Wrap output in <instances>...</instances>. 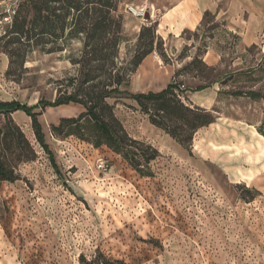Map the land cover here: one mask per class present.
<instances>
[{"label":"rangeland","instance_id":"374dc122","mask_svg":"<svg viewBox=\"0 0 264 264\" xmlns=\"http://www.w3.org/2000/svg\"><path fill=\"white\" fill-rule=\"evenodd\" d=\"M179 1L123 0L120 59L131 56L140 27L150 23L166 58L150 53L149 68L131 87L133 73L127 90L138 93L136 84L145 83L144 93L158 92L173 81L184 104L215 121L186 147L152 125L128 95L106 98L102 114L156 149L152 176L106 145L51 131L85 111L76 103L41 107L71 92L70 57L78 56L79 40L46 37L45 48L63 50L34 49L14 63L0 40V101L37 106L59 170L24 112L0 113L2 158L18 175L0 181V264H264V137L256 130L264 100L226 93L264 92V0H201L206 19L179 36L164 34L162 13ZM5 28L0 20V36Z\"/></svg>","mask_w":264,"mask_h":264},{"label":"trees","instance_id":"16d2710c","mask_svg":"<svg viewBox=\"0 0 264 264\" xmlns=\"http://www.w3.org/2000/svg\"><path fill=\"white\" fill-rule=\"evenodd\" d=\"M122 3L123 0H24L12 23L3 29L0 40L10 63L22 60L34 49L46 52L63 50V44L45 48L48 43L46 37L79 40L78 56L70 57L71 64L76 67V73L68 79L71 92L59 96L52 103H43L41 107L76 103L82 105L85 111L75 117L61 118L57 125L51 126V131L56 135L76 136L95 147L106 145L121 155L141 176H152L149 164L157 157L156 149L128 138L103 117L106 98L128 95L152 125L163 129L186 147L190 146L194 133L213 123L215 118L204 109L184 104L176 95L178 85L173 81L158 92L131 93L127 90L131 75L146 56L157 51L164 61L166 58L156 24L150 23L140 27L131 56L126 60L120 59V46L127 42ZM207 15L208 12H205L202 19H206ZM217 79L196 89H203ZM226 93L234 97L264 100V92L255 90H229ZM36 107L18 101H0V113L22 111L30 118L36 141L48 155L55 172L59 173L54 154L45 141L39 113L34 111ZM256 130L264 137V116ZM17 179L18 175L5 163L0 151V181L14 182Z\"/></svg>","mask_w":264,"mask_h":264},{"label":"crops","instance_id":"0c3cea01","mask_svg":"<svg viewBox=\"0 0 264 264\" xmlns=\"http://www.w3.org/2000/svg\"><path fill=\"white\" fill-rule=\"evenodd\" d=\"M203 2L201 0H180L168 9H166L161 16L159 26L164 27V34H171L174 36H179L184 29L194 28L202 18L203 7L201 6ZM150 55L146 56L141 64L138 66L135 73L131 78V87L134 85V77L141 75L145 72L148 67ZM168 73H170V66L164 68ZM173 71V70H172ZM145 83L136 84V90L143 92V87Z\"/></svg>","mask_w":264,"mask_h":264},{"label":"built area","instance_id":"2783aa9c","mask_svg":"<svg viewBox=\"0 0 264 264\" xmlns=\"http://www.w3.org/2000/svg\"><path fill=\"white\" fill-rule=\"evenodd\" d=\"M24 0H0V20L6 26L10 25L17 15ZM128 12L134 16L141 15V11H136L131 7H127ZM99 167L103 168L104 164H99Z\"/></svg>","mask_w":264,"mask_h":264}]
</instances>
